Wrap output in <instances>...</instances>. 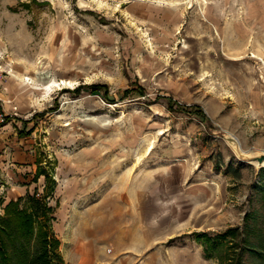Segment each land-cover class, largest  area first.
<instances>
[{
  "label": "rangeland",
  "instance_id": "1",
  "mask_svg": "<svg viewBox=\"0 0 264 264\" xmlns=\"http://www.w3.org/2000/svg\"><path fill=\"white\" fill-rule=\"evenodd\" d=\"M0 70V213L45 198L64 264H264V0H0Z\"/></svg>",
  "mask_w": 264,
  "mask_h": 264
},
{
  "label": "trees",
  "instance_id": "2",
  "mask_svg": "<svg viewBox=\"0 0 264 264\" xmlns=\"http://www.w3.org/2000/svg\"><path fill=\"white\" fill-rule=\"evenodd\" d=\"M193 109L199 116L206 117L200 107ZM44 200L30 194L4 207V213H0V264H64L61 242L53 229V208ZM232 230L237 235L238 228ZM201 236L206 237L205 249L212 256L216 238H209L206 233ZM244 241L249 242L246 237ZM243 248V251L250 250ZM229 264H244L243 255L230 258Z\"/></svg>",
  "mask_w": 264,
  "mask_h": 264
},
{
  "label": "crops",
  "instance_id": "3",
  "mask_svg": "<svg viewBox=\"0 0 264 264\" xmlns=\"http://www.w3.org/2000/svg\"><path fill=\"white\" fill-rule=\"evenodd\" d=\"M10 91H9V88H8V86L6 85V83L4 82V80L3 81H0V109H2V110H4L8 115H9V121H10V117L12 116V114L11 113H9V111H7V110H5L4 108H1V106H6L7 108H11V107H14L16 104L15 103H10L11 101H12V98H13V95H11L10 93H9ZM8 121V122H9ZM1 131V130H0ZM24 159H26L25 157H24ZM111 232V231H110ZM109 232V233H110ZM112 235H110V240L112 239L113 241H115L116 240V243L119 245L118 247H116V248H114L115 250L117 249V248H119L121 251H123L124 250V243H122V241H119V237L121 236L122 237V239L121 240H124V238L125 239H127V236H129L130 235V231L129 232H127V235L126 236H123V235H121L122 234V232H117V236H113V232L111 233ZM90 236H91V234H88V232H86L84 235H83V237L84 238H87V239H89L90 238ZM93 237V236H92ZM104 240H106L105 238H104ZM102 242H104V243H106L107 241H102ZM91 244H93V242L92 241H90V240H88V241H85V240H83L82 242L80 241V243H78V244H76L75 245V247L76 246H83V247H86L88 250H89V247H90V245ZM125 252H128L127 251V249H126V251ZM128 255H130V257L131 256H135L132 252H130ZM128 255H126V256H128ZM93 258H91L90 257V264H91V260H92Z\"/></svg>",
  "mask_w": 264,
  "mask_h": 264
},
{
  "label": "bare ground",
  "instance_id": "4",
  "mask_svg": "<svg viewBox=\"0 0 264 264\" xmlns=\"http://www.w3.org/2000/svg\"><path fill=\"white\" fill-rule=\"evenodd\" d=\"M61 84H67L66 81H53V82H49L47 84H44L46 86V88H38L39 91H42L43 89H47L48 90H52L55 86H59ZM264 165V164H263ZM74 249V261L76 262V264H90L89 260H90V251L83 246H76L73 248Z\"/></svg>",
  "mask_w": 264,
  "mask_h": 264
},
{
  "label": "built area",
  "instance_id": "5",
  "mask_svg": "<svg viewBox=\"0 0 264 264\" xmlns=\"http://www.w3.org/2000/svg\"><path fill=\"white\" fill-rule=\"evenodd\" d=\"M4 80V72L0 70V81ZM9 121V115L2 109H0V126L6 125Z\"/></svg>",
  "mask_w": 264,
  "mask_h": 264
},
{
  "label": "water",
  "instance_id": "6",
  "mask_svg": "<svg viewBox=\"0 0 264 264\" xmlns=\"http://www.w3.org/2000/svg\"><path fill=\"white\" fill-rule=\"evenodd\" d=\"M248 161H257V163L260 165V166H263L264 167V153L263 154H259V155H256V156H253L249 159H247Z\"/></svg>",
  "mask_w": 264,
  "mask_h": 264
}]
</instances>
